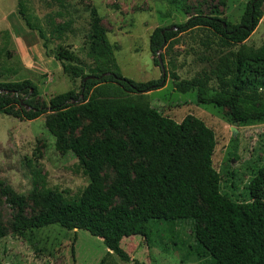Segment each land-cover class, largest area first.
<instances>
[{"label":"trees","instance_id":"16d2710c","mask_svg":"<svg viewBox=\"0 0 264 264\" xmlns=\"http://www.w3.org/2000/svg\"><path fill=\"white\" fill-rule=\"evenodd\" d=\"M263 6L264 0H249L238 23L200 13L174 25L176 30L154 29L153 55L178 34L195 29L210 31L222 47L239 45L219 66L217 94L207 95L204 79L180 80L172 72L174 89L182 94L196 91L198 102L227 108L235 123L263 121L264 43L256 49L244 45L262 19ZM18 10L44 41L45 55L58 61L69 78L80 80L79 90L58 94L44 104L31 101L38 90L28 79L0 83V114L32 121L49 113L45 127L55 139L56 151L75 156L88 184L78 197L66 199L59 192L39 190L35 181L27 200L36 212L27 216L26 197L0 181V196L13 211L9 228L0 214V240L8 230L24 237L30 229L57 224L67 231H87L128 262L129 255L120 247L123 238L141 236L150 244L151 224L174 227L188 222L194 240L191 252L206 264H264V165L251 173L247 201L222 194L212 161V129L191 116L178 123L150 107L147 93L163 88L167 76L146 82L123 77L96 9L91 10L89 36L94 66L88 70L62 46L51 56L48 37L33 25L22 0ZM69 27L54 26L51 34L61 39ZM154 62L159 66L157 57ZM107 170L114 174L110 183Z\"/></svg>","mask_w":264,"mask_h":264},{"label":"rangeland","instance_id":"374dc122","mask_svg":"<svg viewBox=\"0 0 264 264\" xmlns=\"http://www.w3.org/2000/svg\"><path fill=\"white\" fill-rule=\"evenodd\" d=\"M248 1L22 0V4L33 25L48 37L50 55L56 54L57 48L62 46L73 52L86 70L94 66L89 55V36L91 10L96 9L121 75L146 82L162 76L154 62L157 54L150 51L154 29L172 27L176 30L174 25L183 24L200 13L238 23ZM64 24L70 25L69 29L61 39H56L51 34L52 27ZM43 42L39 33L31 30L19 14L18 0H0V83L28 79L38 90L31 101L48 104L58 94L78 91L80 80L69 78L58 61L45 55ZM263 43L264 6L261 21L244 45L256 49ZM238 50L239 45L222 47L218 38L205 29L180 33L158 52L163 57L167 76L165 86L147 94L150 107L161 115L178 123L191 116L212 129L216 139L212 161L220 174L221 193L235 201H247L246 186L251 173L264 165V120L235 123L227 108L198 102L196 91L177 92L169 75L174 72L180 80L204 79L207 95L217 94L219 66ZM24 51L35 67L23 65L20 55ZM48 115L27 121L0 114V181L26 197L27 216L36 212L27 200L35 181L39 190L59 192L66 199L78 197L88 184L75 156L56 151L55 139L45 127ZM106 173L110 183L114 174L110 170ZM12 213V207L0 196V214L7 227ZM150 228L154 233L150 244L141 236L121 240L120 247L130 257L128 262L120 260L101 239L85 230L67 231L54 224L30 229L24 237L8 230L7 236L0 240V261L3 264H100L104 258V264H206V260L191 252L194 240L190 223L179 222L174 227L157 223Z\"/></svg>","mask_w":264,"mask_h":264},{"label":"crops","instance_id":"0c3cea01","mask_svg":"<svg viewBox=\"0 0 264 264\" xmlns=\"http://www.w3.org/2000/svg\"><path fill=\"white\" fill-rule=\"evenodd\" d=\"M29 55L27 54V52H22L21 55H20V59L21 61L23 62V65L25 67H35V64L33 63L32 60H30L29 58ZM37 67L39 68V66L37 65Z\"/></svg>","mask_w":264,"mask_h":264},{"label":"water","instance_id":"95a60500","mask_svg":"<svg viewBox=\"0 0 264 264\" xmlns=\"http://www.w3.org/2000/svg\"><path fill=\"white\" fill-rule=\"evenodd\" d=\"M157 60H158V63H159V68L162 72V75H165V68L163 66V62L161 60V57L159 56V54L157 53Z\"/></svg>","mask_w":264,"mask_h":264}]
</instances>
